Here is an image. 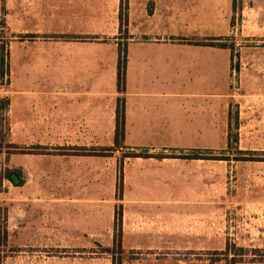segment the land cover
Segmentation results:
<instances>
[{
	"label": "crops",
	"instance_id": "crops-1",
	"mask_svg": "<svg viewBox=\"0 0 264 264\" xmlns=\"http://www.w3.org/2000/svg\"><path fill=\"white\" fill-rule=\"evenodd\" d=\"M234 3L0 0V33L7 27L19 35L9 43L6 66L0 46V216L10 245H44V203L83 198L98 177L93 165L107 158L93 151L143 150L124 163L131 166L124 197L137 198L127 219L120 217L124 237L139 251L152 250V236L156 250L174 251L142 252L139 261L204 264L203 235L191 220L198 212H184L186 201L169 199L196 196L188 188L189 168L220 160L190 153L218 150L229 129L231 47L221 40L229 33H220V23L229 21ZM243 5L260 7L264 23V0ZM124 21L130 28L125 41L119 33ZM116 132L122 134L117 142ZM130 216L150 224L133 228ZM80 217L75 212L74 220ZM52 218L53 230L68 223L58 211ZM9 259L41 263L38 255ZM242 264L264 260L251 256Z\"/></svg>",
	"mask_w": 264,
	"mask_h": 264
},
{
	"label": "rangeland",
	"instance_id": "rangeland-1",
	"mask_svg": "<svg viewBox=\"0 0 264 264\" xmlns=\"http://www.w3.org/2000/svg\"><path fill=\"white\" fill-rule=\"evenodd\" d=\"M125 9L121 6L119 13L122 14V10L124 13ZM261 12L256 5L245 6L243 0H235L229 21L220 23V33H229L221 40L231 47L229 129L221 135L218 150L198 153L205 159L220 160L196 162L189 168L188 188L194 189L196 196L169 199L186 201V210L181 208L184 212L194 209L198 212L191 220L196 222L197 234L203 235L204 264H242L251 256L264 260V131L260 132L264 130V31H261L264 23L260 21ZM10 25L13 31H18V23ZM6 28L3 27L0 33V46L6 50L1 54L5 66L9 43L19 41V35L9 33ZM119 33L125 41V34L130 33L126 21L120 22ZM136 153L143 155L145 151L114 148L96 154L93 151V155L107 158L105 165L103 162L93 165V170H98V177L85 187L83 198L60 200L59 204L50 198L44 203L47 213L40 234L44 245H10L5 240L1 215L0 264H35L10 261L9 256L15 255H38L40 264H57V261L59 264H166L160 258L155 262L139 261L136 255L142 252L162 255L174 251L159 246L161 249L156 250L154 236L148 241L152 250L139 251L132 243L128 244L131 239L125 238L122 230L120 217L125 213L127 219L129 206L137 200L124 197L123 190L130 189L131 179L127 171L131 166L124 163L127 157H134ZM101 172H105V177H99ZM124 176L128 179L125 185L122 184ZM99 192L101 196H96ZM79 200L83 201L82 206L72 204ZM57 211L61 217L63 213L68 216V223H60L58 231L52 229L55 228L52 217ZM79 211V221L74 220L75 212ZM129 219L133 228L150 224V220L144 218L130 216ZM132 238L145 239L141 236Z\"/></svg>",
	"mask_w": 264,
	"mask_h": 264
},
{
	"label": "trees",
	"instance_id": "trees-1",
	"mask_svg": "<svg viewBox=\"0 0 264 264\" xmlns=\"http://www.w3.org/2000/svg\"><path fill=\"white\" fill-rule=\"evenodd\" d=\"M120 74H121V72H120V70H119V73H118V78H119V79H120ZM120 116H121V114H120V112L117 110V111H116V118L118 119ZM121 136H122L121 133H119V132H116V133H115V140H116V142L118 141V139H119ZM133 156L135 157V156H138V155H133ZM192 157L195 158V159L203 158L202 156H199V155H193Z\"/></svg>",
	"mask_w": 264,
	"mask_h": 264
},
{
	"label": "water",
	"instance_id": "water-1",
	"mask_svg": "<svg viewBox=\"0 0 264 264\" xmlns=\"http://www.w3.org/2000/svg\"><path fill=\"white\" fill-rule=\"evenodd\" d=\"M11 178L15 180V177L13 175L11 176Z\"/></svg>",
	"mask_w": 264,
	"mask_h": 264
}]
</instances>
